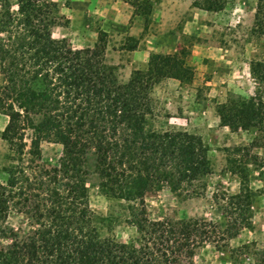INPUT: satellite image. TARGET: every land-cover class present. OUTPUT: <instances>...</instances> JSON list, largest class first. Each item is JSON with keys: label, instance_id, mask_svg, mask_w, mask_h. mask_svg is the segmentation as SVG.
<instances>
[{"label": "trees", "instance_id": "1", "mask_svg": "<svg viewBox=\"0 0 264 264\" xmlns=\"http://www.w3.org/2000/svg\"><path fill=\"white\" fill-rule=\"evenodd\" d=\"M227 1L192 5L218 11ZM51 4L0 0V110L9 118L2 138L19 159L27 157L26 169L10 166L0 182V264H187L196 248L251 227L249 164L257 157L251 145L225 148V170L240 183L237 192L222 197L225 226L204 217L148 215L149 194L166 185L189 191L187 186L212 173L209 147L200 135L150 126L154 86L168 77L189 81L193 69L183 52H153L147 68L135 69L122 82L118 65L107 60V32L100 30L92 46L74 48L53 36ZM251 33L264 37V0L256 1ZM129 38L124 48L136 49L139 39ZM250 73L253 94L230 95L216 104V112L234 131L256 127L260 136L251 144L259 146L264 58L250 61ZM28 129L30 144L23 141ZM43 141L62 145L57 165L43 163ZM92 176L103 194L127 201L139 243L101 237V216L84 192ZM11 212L23 216L18 225L8 221ZM260 255L257 264H264V249Z\"/></svg>", "mask_w": 264, "mask_h": 264}, {"label": "rangeland", "instance_id": "2", "mask_svg": "<svg viewBox=\"0 0 264 264\" xmlns=\"http://www.w3.org/2000/svg\"><path fill=\"white\" fill-rule=\"evenodd\" d=\"M51 1L52 15L56 18L52 28L54 37L65 38L74 48H81L104 30L107 32V60L118 67L130 61L122 50L131 41L130 27L140 24L144 28L138 43L151 46L149 56L153 52L184 53L186 63L193 69V78L181 82L168 77L154 86L150 126L200 135L209 147L212 173L193 187L187 186L189 191L172 190L166 185L149 194L146 197L148 215L153 219L204 217L225 226L227 216L222 197L237 192L240 186L239 178L225 170V148L251 145L252 152L257 154L249 164L253 225L236 231L223 243L208 242L196 248L186 262L257 264L264 249V136L259 137V146H255L251 143L260 136L256 127L234 131L221 123L216 112V104L230 95L249 97L256 89L250 61L264 58V37L251 33L257 0H228L218 11L193 6L194 0H124L128 4L119 7H112L110 0H89V4L88 0ZM107 11L111 14L103 16ZM118 73L120 81H124L129 70L118 68ZM8 119L0 110V182L8 177L6 168L16 165L26 169V154L19 159L2 138ZM24 133L23 141L30 144L31 130ZM42 152L43 163L55 166L59 163L62 145L43 141ZM97 183L96 177H90L84 192L91 208L101 216L97 222L101 237L139 243V233L128 219L127 201L103 194ZM199 189L202 193H197ZM22 219L21 214L11 212L8 221L18 225Z\"/></svg>", "mask_w": 264, "mask_h": 264}, {"label": "crops", "instance_id": "3", "mask_svg": "<svg viewBox=\"0 0 264 264\" xmlns=\"http://www.w3.org/2000/svg\"><path fill=\"white\" fill-rule=\"evenodd\" d=\"M110 3H111L112 7H119V5H121L123 3L128 4V2H126L124 0H117L116 2H115V0H110ZM88 4H89V0H88ZM111 6L108 7L110 10L112 8ZM99 8H101V7H99ZM132 13H133V11H132ZM110 14L111 13L108 11L105 12L104 14L102 13L103 16L110 15ZM107 24H109V23H107ZM143 28H144L143 24L137 25L136 27L131 26L130 27V34H133V36H137V38H139V34L143 30ZM94 39H97V37H95ZM94 39L91 43L86 44V45H88V46L94 45V43L96 42V41L94 42ZM150 47H144V46H141L140 44H138V47L136 49L122 50V53H124L125 56L127 55L130 57V61H126L125 65H119V67H118L122 70H129L128 75L124 78V81H122V82H127L129 80L131 72L133 69H145V68H147L148 60H149V54H150V50H149ZM118 77H119V73H118Z\"/></svg>", "mask_w": 264, "mask_h": 264}]
</instances>
